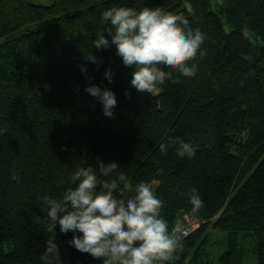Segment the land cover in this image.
<instances>
[{
  "label": "trees",
  "instance_id": "16d2710c",
  "mask_svg": "<svg viewBox=\"0 0 264 264\" xmlns=\"http://www.w3.org/2000/svg\"><path fill=\"white\" fill-rule=\"evenodd\" d=\"M113 6L171 16L191 8L185 19L207 36L197 75L173 74L178 82L138 95L115 47L92 48L99 14ZM90 51L98 67L83 60ZM90 84L116 94L114 118L84 91ZM169 137L198 145L195 157H177L174 145L162 155ZM97 158L115 162L133 186L159 181L169 231L183 214L199 220L175 264H211L209 226L226 231L218 264H245L248 251L264 264V0H0V264H39L49 235L35 221L44 216L40 195L58 198L71 172ZM192 188L204 202L195 215L185 195ZM71 236L57 226L64 264H93L68 245Z\"/></svg>",
  "mask_w": 264,
  "mask_h": 264
},
{
  "label": "clouds",
  "instance_id": "9594fccd",
  "mask_svg": "<svg viewBox=\"0 0 264 264\" xmlns=\"http://www.w3.org/2000/svg\"><path fill=\"white\" fill-rule=\"evenodd\" d=\"M194 16L189 7L178 16L166 14L161 7H108L99 14L104 27L92 48L99 51L114 46L122 64L132 70L130 87L140 96L151 97L167 83L178 82L172 80L173 74L197 75L199 61L207 54L202 47L207 36L185 19ZM83 60L97 67L102 63L91 51ZM79 70L86 74V65L80 64ZM113 75L105 68L103 76L109 84ZM84 91L101 105L106 118H114L117 99L112 90L90 84ZM172 145L179 158L192 159L198 151V145L190 141L169 137L160 145L161 154H167ZM119 172L115 162L97 158L95 167H77L71 172L69 187L58 198L47 192L40 195L44 216H36L35 221L43 220L49 235L39 264H64L56 242L57 226L61 234H72L68 245L93 264H175L179 260L188 232L179 227L169 231L161 214L163 201L156 194L159 181L142 180L133 186ZM185 195L192 214H198L204 207L198 190L192 188Z\"/></svg>",
  "mask_w": 264,
  "mask_h": 264
},
{
  "label": "rangeland",
  "instance_id": "374dc122",
  "mask_svg": "<svg viewBox=\"0 0 264 264\" xmlns=\"http://www.w3.org/2000/svg\"><path fill=\"white\" fill-rule=\"evenodd\" d=\"M28 1L32 3H36V4H49L53 0H28ZM177 220L181 224H184V222L185 224H188V228L191 227V231L200 224L199 220L196 217L186 215V214L179 216ZM208 229L210 232V235H209L210 242L208 244L206 251L209 254H205L204 259H210L211 264H218V258L227 246L226 231L220 228L212 229L211 226H209ZM250 244H252V241L250 240V238H246L244 240V246L249 247ZM250 248H251V245L247 249L249 250ZM247 253L248 254L245 258V264H258L255 254L253 252L250 253V251H248Z\"/></svg>",
  "mask_w": 264,
  "mask_h": 264
},
{
  "label": "built area",
  "instance_id": "2783aa9c",
  "mask_svg": "<svg viewBox=\"0 0 264 264\" xmlns=\"http://www.w3.org/2000/svg\"><path fill=\"white\" fill-rule=\"evenodd\" d=\"M186 215H188V214H186ZM184 217V216H183ZM180 228L181 230H185V231H187L188 233L191 231V227H189L188 228V224H185V222H184V224H181V223H179L178 222V220H176V223H175V226H174V230L176 229V228Z\"/></svg>",
  "mask_w": 264,
  "mask_h": 264
}]
</instances>
